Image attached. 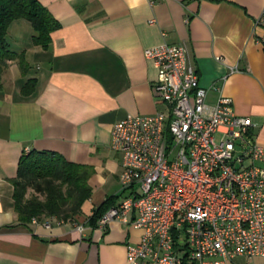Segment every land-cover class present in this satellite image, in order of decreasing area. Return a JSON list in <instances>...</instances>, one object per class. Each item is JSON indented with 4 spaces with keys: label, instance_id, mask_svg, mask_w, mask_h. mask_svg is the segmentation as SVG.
Instances as JSON below:
<instances>
[{
    "label": "crops",
    "instance_id": "0c3cea01",
    "mask_svg": "<svg viewBox=\"0 0 264 264\" xmlns=\"http://www.w3.org/2000/svg\"><path fill=\"white\" fill-rule=\"evenodd\" d=\"M39 1L61 24L47 50L33 45L26 20L7 32L27 69L22 74L17 61L9 62L0 90V264H127V245L137 244L141 231L119 222L94 227L89 219L120 191L113 126L162 110L152 91L158 70L145 51L185 44L207 102L230 98L264 147V0ZM30 81L35 90L25 96ZM31 151L93 169L92 197L73 222H20L13 181ZM250 261L264 264L262 257L228 264Z\"/></svg>",
    "mask_w": 264,
    "mask_h": 264
},
{
    "label": "built area",
    "instance_id": "2783aa9c",
    "mask_svg": "<svg viewBox=\"0 0 264 264\" xmlns=\"http://www.w3.org/2000/svg\"><path fill=\"white\" fill-rule=\"evenodd\" d=\"M145 57L158 70L152 91L162 110L113 126L120 191L98 225L141 231L127 264L264 258V147L254 123L230 98L207 102L185 44L163 43Z\"/></svg>",
    "mask_w": 264,
    "mask_h": 264
},
{
    "label": "trees",
    "instance_id": "16d2710c",
    "mask_svg": "<svg viewBox=\"0 0 264 264\" xmlns=\"http://www.w3.org/2000/svg\"><path fill=\"white\" fill-rule=\"evenodd\" d=\"M17 20H26L32 25V43L43 50L49 48L52 34L61 27L39 0H0V90L9 62L17 61L22 74L27 69L24 54L12 52L7 42L8 28ZM35 86V81L28 82L23 94L31 95ZM92 174L91 167L72 163L52 152H25L19 161L18 176L13 181L14 208L20 222L30 224L33 219L73 222L82 213L84 203L92 197L93 189L89 184ZM116 200V196L107 198L93 212L89 223L96 227Z\"/></svg>",
    "mask_w": 264,
    "mask_h": 264
},
{
    "label": "rangeland",
    "instance_id": "374dc122",
    "mask_svg": "<svg viewBox=\"0 0 264 264\" xmlns=\"http://www.w3.org/2000/svg\"><path fill=\"white\" fill-rule=\"evenodd\" d=\"M31 194H32V191L29 192V195H31Z\"/></svg>",
    "mask_w": 264,
    "mask_h": 264
}]
</instances>
